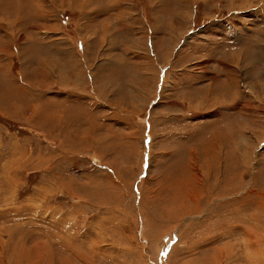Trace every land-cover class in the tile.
Here are the masks:
<instances>
[{"label": "rangeland", "instance_id": "374dc122", "mask_svg": "<svg viewBox=\"0 0 264 264\" xmlns=\"http://www.w3.org/2000/svg\"><path fill=\"white\" fill-rule=\"evenodd\" d=\"M21 2L0 264H264V0Z\"/></svg>", "mask_w": 264, "mask_h": 264}, {"label": "crops", "instance_id": "0c3cea01", "mask_svg": "<svg viewBox=\"0 0 264 264\" xmlns=\"http://www.w3.org/2000/svg\"><path fill=\"white\" fill-rule=\"evenodd\" d=\"M19 1L21 2V0H19ZM213 1L214 0H204V3L209 4V2L212 3ZM223 1H229V3L231 5H234V6H237V7L247 6L248 8L252 6V2H253V0H223ZM11 3L13 4L14 3V0H0V27H2V28H4V27L5 28L6 27L7 28H9V27H15L16 26V22L22 18L20 16V14L24 11V9L21 8L20 11H18V9L16 10V6L17 5L15 3L13 5L14 8L11 9V5H10ZM21 4H22V2L20 3V5ZM92 7L93 8H88V9L81 8L80 11H79V9H77V10L74 9V12L75 11H79L80 12V13L78 12V18L88 19V17H89L88 12L90 11V9H92L95 12H98L97 10H95V6L92 5ZM17 8H19V7H17ZM236 10H238V9H236ZM16 11H18L17 14H16ZM238 13H239L238 11H234L233 12V14H235V15H237ZM37 17H38V15H37ZM258 19H260V18H258ZM257 21H259V20H257ZM105 27H106L105 24L99 25L98 35H100L102 33V31H103V29H105ZM86 28H89V27L86 26ZM89 34H90L89 32L86 33V35H89ZM236 36H237V41H238V39L240 37H238L239 36L238 34ZM245 41H247V39H245L243 42H245ZM240 42H242V40H240ZM249 62H250V59H249ZM262 74H264V72H262ZM251 75L253 77V81H252V83L249 86H255L257 83L254 82V81L257 80V77H260V72H255L254 71L253 74H251ZM76 83L78 84V82H76ZM254 89H256V88H254Z\"/></svg>", "mask_w": 264, "mask_h": 264}, {"label": "bare ground", "instance_id": "6f19581e", "mask_svg": "<svg viewBox=\"0 0 264 264\" xmlns=\"http://www.w3.org/2000/svg\"><path fill=\"white\" fill-rule=\"evenodd\" d=\"M213 139V138H212ZM212 141V140H211ZM199 175V174H198ZM194 177H196V175H194ZM209 178V177H208ZM202 188V187H201ZM192 195H194V194H192ZM203 197V196H202ZM189 200L193 203H196L195 201H196V199H195V197H191V195L189 196ZM208 200V199H207ZM172 202V201H171ZM190 202V203H191ZM192 205H194V204H192ZM188 206H190V205H188ZM186 208V207H185ZM257 211V210H256ZM255 213V212H254ZM251 216V215H250ZM256 230V229H255ZM254 232V231H253ZM257 237V236H256ZM247 243H248V241H247ZM249 245V244H248ZM250 246V245H249ZM249 249V248H248Z\"/></svg>", "mask_w": 264, "mask_h": 264}]
</instances>
